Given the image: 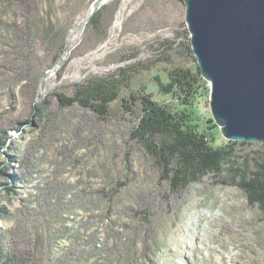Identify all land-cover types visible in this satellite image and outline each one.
I'll list each match as a JSON object with an SVG mask.
<instances>
[{"label": "rangeland", "instance_id": "1", "mask_svg": "<svg viewBox=\"0 0 264 264\" xmlns=\"http://www.w3.org/2000/svg\"><path fill=\"white\" fill-rule=\"evenodd\" d=\"M101 1L0 0V264H264V212L237 185L264 144L234 141L220 173L174 189L117 110L142 91L214 123L183 0H106L91 23ZM177 68L192 97L160 89ZM97 84L109 117L58 100Z\"/></svg>", "mask_w": 264, "mask_h": 264}, {"label": "water", "instance_id": "2", "mask_svg": "<svg viewBox=\"0 0 264 264\" xmlns=\"http://www.w3.org/2000/svg\"><path fill=\"white\" fill-rule=\"evenodd\" d=\"M183 2L213 121L228 141L264 144V0Z\"/></svg>", "mask_w": 264, "mask_h": 264}, {"label": "trees", "instance_id": "3", "mask_svg": "<svg viewBox=\"0 0 264 264\" xmlns=\"http://www.w3.org/2000/svg\"><path fill=\"white\" fill-rule=\"evenodd\" d=\"M96 13L91 16V23L95 22ZM57 62H60L59 55L48 64V68ZM191 80L194 78L190 77L186 69L177 68L169 72L166 84L158 81V85L164 93L183 91L192 97L196 93V86ZM100 86L97 84L84 90L77 88L73 96L57 94V97L62 104L78 102L83 107L109 117L113 110L110 104L113 97L103 94ZM117 110L128 117L137 114V122L130 136L143 143L158 162L162 176L174 189L185 187L206 174L220 173L223 162L232 153L234 141L224 140V145L215 144L221 132L211 119L209 125L206 122L194 123L187 114L166 109L151 98L150 93L129 91L120 98ZM158 136L164 138L158 140ZM8 139L6 134L0 135V149L9 147ZM6 161L10 163L9 158ZM14 178L15 175L11 174L7 184L11 192L15 190ZM237 185L246 193L248 202L258 205L264 212V164L252 176H241ZM3 213H8L4 207L0 209V215Z\"/></svg>", "mask_w": 264, "mask_h": 264}]
</instances>
